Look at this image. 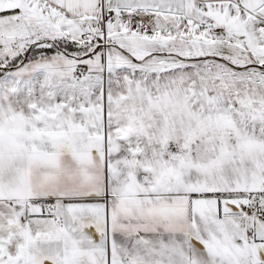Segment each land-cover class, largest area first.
Returning a JSON list of instances; mask_svg holds the SVG:
<instances>
[{"label":"snow or ice","instance_id":"obj_1","mask_svg":"<svg viewBox=\"0 0 264 264\" xmlns=\"http://www.w3.org/2000/svg\"><path fill=\"white\" fill-rule=\"evenodd\" d=\"M0 264H264V0H0Z\"/></svg>","mask_w":264,"mask_h":264}]
</instances>
